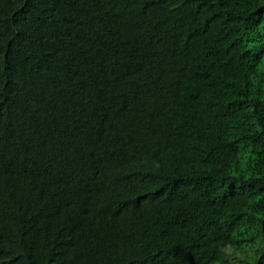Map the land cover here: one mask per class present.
I'll return each instance as SVG.
<instances>
[{
	"label": "trees",
	"instance_id": "16d2710c",
	"mask_svg": "<svg viewBox=\"0 0 264 264\" xmlns=\"http://www.w3.org/2000/svg\"><path fill=\"white\" fill-rule=\"evenodd\" d=\"M0 264H264V0H0Z\"/></svg>",
	"mask_w": 264,
	"mask_h": 264
}]
</instances>
